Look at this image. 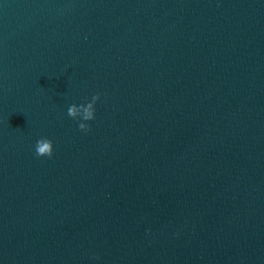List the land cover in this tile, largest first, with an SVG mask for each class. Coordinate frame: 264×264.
<instances>
[{
	"label": "water",
	"instance_id": "water-1",
	"mask_svg": "<svg viewBox=\"0 0 264 264\" xmlns=\"http://www.w3.org/2000/svg\"><path fill=\"white\" fill-rule=\"evenodd\" d=\"M0 264H264V0H0Z\"/></svg>",
	"mask_w": 264,
	"mask_h": 264
},
{
	"label": "clouds",
	"instance_id": "clouds-1",
	"mask_svg": "<svg viewBox=\"0 0 264 264\" xmlns=\"http://www.w3.org/2000/svg\"><path fill=\"white\" fill-rule=\"evenodd\" d=\"M99 99V94L93 95L91 100L80 105L72 104L68 107L67 114L72 118L80 117L82 121H89L94 119L95 108L94 105ZM78 127L81 130H89L90 126L84 122H80ZM35 154L40 156L51 157L53 155V142L47 137H41L36 141Z\"/></svg>",
	"mask_w": 264,
	"mask_h": 264
}]
</instances>
